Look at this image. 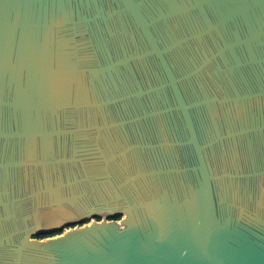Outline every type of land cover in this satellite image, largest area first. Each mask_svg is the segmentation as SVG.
<instances>
[{
    "label": "water",
    "instance_id": "95a60500",
    "mask_svg": "<svg viewBox=\"0 0 264 264\" xmlns=\"http://www.w3.org/2000/svg\"><path fill=\"white\" fill-rule=\"evenodd\" d=\"M0 264H264V0H0Z\"/></svg>",
    "mask_w": 264,
    "mask_h": 264
},
{
    "label": "trees",
    "instance_id": "16d2710c",
    "mask_svg": "<svg viewBox=\"0 0 264 264\" xmlns=\"http://www.w3.org/2000/svg\"><path fill=\"white\" fill-rule=\"evenodd\" d=\"M121 218V216H116V217H113L112 219H115V220H119ZM97 220H100V218H96ZM89 220H86L85 222H88ZM63 232V230H57V231H54L52 233H49L48 235L46 236H56L58 234H61ZM44 236V237H46ZM43 238V237H42Z\"/></svg>",
    "mask_w": 264,
    "mask_h": 264
},
{
    "label": "rangeland",
    "instance_id": "374dc122",
    "mask_svg": "<svg viewBox=\"0 0 264 264\" xmlns=\"http://www.w3.org/2000/svg\"><path fill=\"white\" fill-rule=\"evenodd\" d=\"M95 220H97V219H95V218H93V219H89V221L86 222L85 224H90V223H92V222L95 221ZM70 228H73V226H67L66 228L63 229V232L69 230Z\"/></svg>",
    "mask_w": 264,
    "mask_h": 264
}]
</instances>
